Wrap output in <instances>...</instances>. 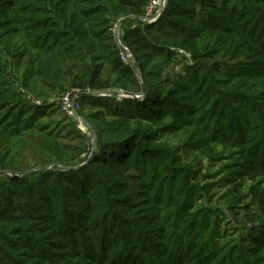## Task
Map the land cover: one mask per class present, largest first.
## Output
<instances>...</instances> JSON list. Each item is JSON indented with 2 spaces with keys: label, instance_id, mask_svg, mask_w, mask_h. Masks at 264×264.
<instances>
[{
  "label": "rangeland",
  "instance_id": "374dc122",
  "mask_svg": "<svg viewBox=\"0 0 264 264\" xmlns=\"http://www.w3.org/2000/svg\"><path fill=\"white\" fill-rule=\"evenodd\" d=\"M134 1L92 22L115 47L122 27L146 84L130 74L51 96L86 95L76 118L44 112L58 159L0 177V222L12 215L0 264H264V0H168L154 23L150 0ZM1 4L0 27L22 31L21 11Z\"/></svg>",
  "mask_w": 264,
  "mask_h": 264
},
{
  "label": "trees",
  "instance_id": "16d2710c",
  "mask_svg": "<svg viewBox=\"0 0 264 264\" xmlns=\"http://www.w3.org/2000/svg\"><path fill=\"white\" fill-rule=\"evenodd\" d=\"M3 1L0 0V7ZM106 3L111 7H106ZM137 4L134 0H22L21 5L20 0H12V3L10 0L9 8L20 10L24 16L20 23L24 28L22 31L8 29L14 26L10 23L0 27V177L11 176L12 180H16L17 177H13L17 174L34 177L41 171L36 169H42L46 162L58 159L61 154L54 145L57 138L53 136L52 125L42 121L50 115L44 113L47 107L35 106L20 91H15L12 73L19 69L24 88L38 96L61 93L73 87L109 88L111 78H116L112 85L121 83L134 71L122 63L117 46L108 45L111 39H104L106 33L96 27L92 18L100 10L111 11L109 15L115 17L120 10L134 8ZM18 32H22L20 42H24L19 52L16 48L20 44H13V36ZM53 36L54 40L49 42L48 38ZM63 40L68 43H62ZM106 76L109 77L107 82L103 81ZM144 78L145 75L141 83L134 77L140 87L146 84ZM6 92L8 95L3 97ZM29 116L40 123H32ZM24 123L25 130L18 129ZM126 139L122 137L108 144L116 146ZM25 190L31 196L28 187ZM126 203L125 200L121 202L123 206ZM21 210L33 214L35 207L24 201ZM11 216L4 214L0 222L4 241L8 232L5 224ZM3 253L8 254L7 251ZM13 253L15 250H11L10 254ZM13 264L21 263L13 261Z\"/></svg>",
  "mask_w": 264,
  "mask_h": 264
},
{
  "label": "built area",
  "instance_id": "2783aa9c",
  "mask_svg": "<svg viewBox=\"0 0 264 264\" xmlns=\"http://www.w3.org/2000/svg\"><path fill=\"white\" fill-rule=\"evenodd\" d=\"M167 2L168 0H150L149 4L145 9L144 21L147 23H154L158 21L165 10ZM121 28L119 29L118 36L116 37V46L119 51L120 59L123 64L129 66L134 72H136L137 77L139 78L140 72L138 71L136 59L130 52L129 48L125 45L123 39L121 38ZM83 94H85V92H82L75 88L72 90L65 91L61 96V103H57L56 105H58L61 111L67 116L76 118L77 108L79 106L80 99ZM103 96H110V94L106 95L105 93Z\"/></svg>",
  "mask_w": 264,
  "mask_h": 264
},
{
  "label": "crops",
  "instance_id": "0c3cea01",
  "mask_svg": "<svg viewBox=\"0 0 264 264\" xmlns=\"http://www.w3.org/2000/svg\"><path fill=\"white\" fill-rule=\"evenodd\" d=\"M18 71L15 70V72L12 73V78L14 79L13 80V84H14L13 87L14 88H16L18 91H20L22 93H25L27 98H31L33 100V104H35V106L42 107L43 105H45L46 107H54L53 105H56V104H52V103H54V100H52V97H54V99L58 98L60 92L51 93L50 96L49 95H46V96L35 95L31 91H28V89L24 88V86L22 85V82H21L22 73H21V71H19V72ZM40 102H45V103L40 104Z\"/></svg>",
  "mask_w": 264,
  "mask_h": 264
},
{
  "label": "water",
  "instance_id": "95a60500",
  "mask_svg": "<svg viewBox=\"0 0 264 264\" xmlns=\"http://www.w3.org/2000/svg\"><path fill=\"white\" fill-rule=\"evenodd\" d=\"M123 24V23H122ZM83 97L86 96L85 94L82 95ZM87 96H91V95H87Z\"/></svg>",
  "mask_w": 264,
  "mask_h": 264
}]
</instances>
